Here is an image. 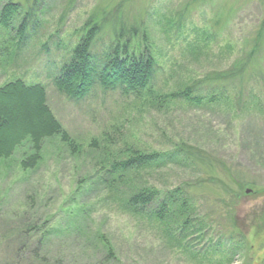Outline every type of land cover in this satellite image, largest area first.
<instances>
[{
    "label": "rangeland",
    "instance_id": "obj_1",
    "mask_svg": "<svg viewBox=\"0 0 264 264\" xmlns=\"http://www.w3.org/2000/svg\"><path fill=\"white\" fill-rule=\"evenodd\" d=\"M38 1L44 30L33 51L26 52L28 59L22 57L12 66L0 63V88L18 77L42 84L49 107L77 147L72 151L61 137L47 138L42 160L32 170L21 165L35 152L30 142L18 147L12 159L0 160V264H42L31 249L18 255L7 237L15 225L29 219L53 229L47 234L49 258L43 264H201L159 226L108 198L104 186L92 187L109 151L123 154L127 146L160 151L184 143L204 149L215 168L198 161L171 164L144 180L161 189L188 188L197 214L215 222L205 241L217 242L221 232L229 235L226 230L236 228L247 245L232 264H264V0H130L125 8L127 23L140 32L134 42L142 45L146 36L161 65L154 80L158 94L168 95L229 69L255 49L246 79L228 83L233 94L242 91V106L234 101L162 106L101 86L84 99L69 98L53 77L80 41L90 15L118 0ZM173 19L183 28L173 27ZM108 38L105 34L97 47L103 49ZM56 42H62L60 49ZM45 43L48 50L42 48ZM251 94L257 98L254 102H249ZM111 132L116 140L108 150L103 138ZM95 139L97 148L91 145ZM17 213H27V218L20 220ZM108 240L115 250L110 257Z\"/></svg>",
    "mask_w": 264,
    "mask_h": 264
},
{
    "label": "trees",
    "instance_id": "obj_2",
    "mask_svg": "<svg viewBox=\"0 0 264 264\" xmlns=\"http://www.w3.org/2000/svg\"><path fill=\"white\" fill-rule=\"evenodd\" d=\"M3 1L0 0V3ZM129 1L118 0L113 5L107 3L101 11L96 10L90 15L82 28L80 41L71 49L53 77L60 92L79 100L88 97L96 86H101L104 90H120L125 96L134 95L162 106L166 102L212 106L232 101L238 106L243 105L242 91L233 94L228 83L246 79L255 49L229 69L195 79L184 89L168 95L158 94L154 80L161 65L150 50L146 36L143 35L144 46H137L138 43L134 42L140 32L124 18ZM41 17L38 0H7L0 9V63L12 66L18 64L22 57L28 59L26 52L32 50V45L39 41L44 30ZM171 24L177 29L183 28L182 22L176 19ZM108 26L110 30L105 32ZM105 34L109 38L104 39V48L99 49L98 43H103L101 38ZM258 34L263 33L260 31ZM55 44L57 49L62 46V42ZM42 48L48 50V43L43 44ZM255 100L257 98L251 94L249 102ZM112 132L103 138L108 150H113L116 140ZM55 137H61L72 147V151L77 147V141L63 128L49 107L42 84L27 83L18 77L0 88L1 161L12 159L18 147L30 142L35 152L28 153L21 165L25 170L35 169L42 160L44 141ZM91 145L99 147V140L95 139ZM204 152V149L185 143L160 151H144L132 146H127L123 154L109 151L99 163L101 166L92 187L104 186L108 198L116 200L130 214L159 226L191 259L201 264H232L235 255L241 254L247 245L245 235L240 230L228 228L226 232L229 235L221 232L217 242L211 238V242L207 243L204 235L212 232L215 222L197 214L194 196L189 189L184 186L161 189L144 180L145 176L171 164L198 161L213 170L215 162ZM224 189L225 193L231 195L227 186ZM17 215L20 220L27 218V213ZM229 218L232 222L230 214ZM24 223L15 225L7 237L14 241L18 255L31 249L37 262L46 263L49 258L45 248L46 238L53 229L47 231L46 227L30 219ZM36 233L41 236H36ZM107 242L110 257L115 250L111 242Z\"/></svg>",
    "mask_w": 264,
    "mask_h": 264
},
{
    "label": "water",
    "instance_id": "obj_3",
    "mask_svg": "<svg viewBox=\"0 0 264 264\" xmlns=\"http://www.w3.org/2000/svg\"><path fill=\"white\" fill-rule=\"evenodd\" d=\"M252 192V189H246V193Z\"/></svg>",
    "mask_w": 264,
    "mask_h": 264
}]
</instances>
